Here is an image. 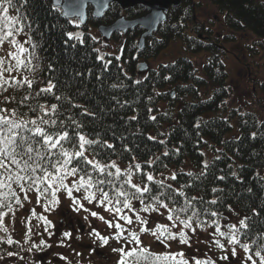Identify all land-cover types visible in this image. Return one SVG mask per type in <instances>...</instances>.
Returning a JSON list of instances; mask_svg holds the SVG:
<instances>
[{
    "label": "trees",
    "instance_id": "trees-1",
    "mask_svg": "<svg viewBox=\"0 0 264 264\" xmlns=\"http://www.w3.org/2000/svg\"><path fill=\"white\" fill-rule=\"evenodd\" d=\"M206 1L222 21L219 33L196 19L200 5L195 0H181L177 7L169 9L165 21L145 40L142 50L137 49L140 32H129L122 38L113 37L114 42L120 43L118 54H114L101 52L87 25L80 26L62 18L51 0H12L15 7H9L8 15L18 17V23L12 27L13 35L0 43V116L17 121L36 119L39 124L38 117L44 116L41 106H44L48 111L44 118L57 120L56 128H49L50 131L66 129L72 135L75 130L89 140L98 141L85 146L88 149L85 155L90 159L95 155L101 163L115 161L125 169L139 163L141 171L133 168V182L148 183L152 195L164 193L160 200L169 207L184 205L186 197H198L187 213V216L198 213L192 220V228L217 223L225 215L238 217L235 226L239 229L240 243L228 248H240L248 264L253 261L261 264L256 252L264 256V79L257 76L256 59H264V0ZM119 14V8L113 5L100 23L111 24ZM88 16L89 25H93L95 20ZM7 31L0 20V36ZM69 33L73 38L69 39ZM77 34L79 39L75 38ZM239 35L251 39L242 46L243 57H236L245 68L250 87L243 97L239 96L241 104H235L229 84L227 46H236ZM16 37L22 44L10 42ZM174 43L180 44L177 55L163 53ZM8 46L14 49L11 53ZM14 56L19 57V65ZM197 59H202L199 67ZM140 61L149 64L143 74L136 70ZM26 80L32 82L31 87ZM50 83L55 85L52 91H42ZM53 104L57 105L55 114L50 110ZM24 135L29 134L24 132ZM65 147L75 150L71 144ZM12 168L15 170V166ZM88 170L91 171L90 166ZM109 170L115 172V169ZM202 172L205 174L201 175ZM146 173L171 185V189L147 182ZM79 175L83 173L77 174V180ZM97 175L93 173L94 177ZM110 179L119 188L126 176ZM123 187L134 191L128 185ZM11 188L20 202L5 195L8 188L0 187V232H5L6 211L28 200L27 193L39 195L35 187L21 191L12 183ZM213 188L217 191L213 192ZM104 189L110 196L115 195L112 185H105ZM180 191L185 196H180ZM170 196L175 203L167 198ZM51 198L50 192L41 196L44 203ZM212 200L216 203H210ZM131 203L134 211L130 215L135 219L136 212L144 213L140 211L144 205L136 199ZM144 203L155 202L146 194ZM128 212L124 209V214ZM213 212L217 215H211ZM185 218L181 214V219ZM242 219L247 228L240 226ZM84 227L89 230L88 225ZM55 231L60 237V229ZM57 237L55 243L63 244L57 242ZM224 238L228 241V234ZM9 241L0 236V260L10 253L21 256L35 251V245ZM241 244H247L249 250L246 252ZM46 245L41 244L38 250H44ZM228 258L230 264L240 263L232 255ZM150 260L151 257L149 261L142 260L141 264H150Z\"/></svg>",
    "mask_w": 264,
    "mask_h": 264
},
{
    "label": "snow or ice",
    "instance_id": "snow-or-ice-1",
    "mask_svg": "<svg viewBox=\"0 0 264 264\" xmlns=\"http://www.w3.org/2000/svg\"><path fill=\"white\" fill-rule=\"evenodd\" d=\"M9 7H15L12 3V0H0V20L4 22V27L8 29L4 35L0 36V43L8 39L13 35L12 27L14 24L18 23V17H12L8 15ZM72 8V5H69ZM17 11H19L17 9ZM65 14H69L65 12ZM72 15L82 17L83 12L80 10H73ZM22 30V29H20ZM69 39L73 38V34H68ZM76 39H79L77 34ZM11 43L15 44L16 41L12 40ZM20 51L23 52L24 49L21 46ZM17 60V64L21 63L18 56H14ZM103 59V57H100ZM118 59V57H117ZM110 63V62H109ZM29 87H31V81L26 80ZM139 83V81H137ZM55 85L51 83L45 89H42L44 92H51ZM60 99V97H56ZM51 112L53 114L57 111V105H51ZM41 111L44 112V116L48 115V111L44 109V106H41ZM44 116L38 117L39 124L36 119L30 121H17L15 119H8L6 117L0 116V169H3L4 172L0 173V187L8 188V193L5 195L12 196L16 198V202L19 203V198L16 196V193L12 190V183L17 184L21 191H30L35 187L38 194L43 195L44 193H49L52 197L51 204L55 205L58 203L56 198V193L60 189H64L67 192L69 198L73 199V203L83 207L78 200L73 198V190L79 192L83 189L86 192V195L83 196L84 200H87L89 203L97 201L98 206L104 207L105 211L110 213H115L120 220L125 221L127 224H132L133 219L131 216L124 214V209L129 211H134L131 201L136 199L140 202L141 205H144L140 211L149 212V211H158V207H163L168 209L169 220H176L181 223L184 228H192V220L194 217L198 216L197 212H193L191 216H187L189 208L192 207V201L199 199L198 197H191V199L185 198V204L179 207H169L167 203H164L160 200V196L164 193H159L158 195H152V188L149 187L148 183H134L133 182V168L136 172L141 171V165L136 163L131 165L128 169L124 170L122 173L121 169L117 166L115 161H112L110 164L101 163L100 160L95 158V155L90 159L85 155V152L88 150L85 146H91L93 144L99 143L98 141L89 140L85 135L80 134L73 130V134L70 135L69 131L64 129L60 131H50L49 128L55 129L57 125V120L55 119H45ZM71 119V117H69ZM135 119V117H132ZM155 119V117H152ZM75 123V121H73ZM63 124V121H61ZM32 125V127H29ZM42 125H47L48 128L42 127ZM77 128L80 127L79 124L76 125ZM19 130V131H18ZM24 132H27L29 135H24ZM150 139H152L150 137ZM65 144H71L75 149L70 151L65 147ZM107 147L111 148V144H107ZM53 150H56L55 152ZM167 153H165L166 155ZM96 155H99L97 153ZM53 156L56 157L53 160ZM26 157V159H25ZM135 159V158H134ZM75 162V163H74ZM149 164L152 162L149 161ZM12 166H15L13 170ZM89 166L91 171H89ZM208 165L205 163V168ZM51 169V170H50ZM109 169H115L113 173ZM83 173L79 175L78 180L74 181L72 185L65 183V180L68 177H75L78 173ZM37 173H40L39 175ZM93 173H97V176H93ZM125 175L126 179L123 181L121 187L116 188L111 177L119 179L121 175ZM205 173H201L204 175ZM189 176H193L192 173H188ZM146 181L151 182L158 186V188H168L171 189V185H165L162 180H156L151 173L145 174ZM199 177H194L198 179ZM171 179H176V176L173 175ZM219 179H224V177H219ZM25 184H27V189H25ZM41 185H44L41 188ZM105 185H112L115 191L114 196H110L108 191H105ZM123 185H128L130 189L134 191H128L123 187ZM95 189V191H93ZM175 191V190H173ZM213 192L217 189L213 188ZM97 193H99V198H97ZM153 200L154 204L145 205V197ZM180 196H185L183 191L178 193ZM168 199L173 200L175 203L174 197H167ZM210 203L215 204L216 200L210 201ZM46 210L48 207L46 206ZM78 210V209H77ZM181 214H185L186 218L181 219ZM91 215L98 217L101 220H104L103 216H99L97 212H91ZM211 215L216 216L217 213L213 212ZM41 219H45L41 217ZM135 219L141 224H147L148 221L143 219L136 214ZM45 222L47 223L46 219ZM199 224V221H197ZM109 227H114L116 231L115 239L119 240L125 238L123 233L125 231L123 225L120 223H112L111 221H105ZM240 226L242 228H247L248 225L245 223V220H240ZM231 230L228 234V243L230 244H239L238 239L239 229L235 225L230 226ZM141 231H149L147 228H142ZM194 232L195 229L192 228ZM217 233L220 236H225L224 232H221L219 227L216 229ZM97 238L103 240L104 244L108 243V238L100 236V233L93 230ZM152 234L160 240L161 243L168 247L167 241L179 239L181 244H189V236L186 232L181 230L179 233H172L164 225H157L156 229L152 231ZM66 237L70 236V233H64ZM129 236L131 239L129 243L135 242L137 245L140 244V239L137 233L130 232ZM11 243V241H9ZM217 247L223 248L224 245L216 241ZM241 247L247 252L249 250L247 244H241ZM114 252H119L120 260L118 264H141V261H149L151 257L150 264H188V261L184 259V253H162V254H153L149 253L146 248H131L125 250L124 247L114 248ZM233 255H235V248H233ZM11 255V253L9 254ZM257 256H260L261 264H264V256H261L260 252H256ZM222 259H227V257H222ZM249 260L252 259L251 256L248 257ZM195 264H213L211 260L201 261L195 260ZM252 264H256L255 261Z\"/></svg>",
    "mask_w": 264,
    "mask_h": 264
},
{
    "label": "rangeland",
    "instance_id": "rangeland-1",
    "mask_svg": "<svg viewBox=\"0 0 264 264\" xmlns=\"http://www.w3.org/2000/svg\"><path fill=\"white\" fill-rule=\"evenodd\" d=\"M195 1L200 5L196 19L199 22L204 23L207 27L211 26L214 32L219 33L222 30V21L215 9L206 0ZM91 32L93 37L98 41L101 52L106 51L118 54L120 43L112 40L104 41L98 36L95 30H92ZM238 40L239 43L236 46H227L229 53L227 64L230 70L229 84L233 89V98H235V100L233 99V103L235 104H241V98H239V96L241 95L243 97L250 87L245 68L236 61V57L237 55L243 57L244 51L242 46L248 43L251 39L249 36L239 35ZM15 41L22 44L20 38L16 37ZM179 47V43H174L171 47H168V49L165 50V53L171 57L175 56L177 55L176 52ZM8 48V53H11V50H14L12 47L8 46ZM16 50H18V47ZM173 58H171V60ZM201 62L202 59L196 60L197 67L200 66ZM256 63L258 67L257 76L259 79H264V59L257 58ZM117 166L122 172L126 170L120 165ZM76 180V176L68 177L65 180V183L71 186ZM84 195H86V192L83 189L79 192L73 190V198L83 205V207H79V205L73 203L72 198L67 196V192L64 189L58 191V194L56 195L58 203L55 205L50 203L52 198L44 203V199H41L42 195L39 194L36 196L27 193L26 196L28 197V200L26 199L25 202L23 201L22 206L10 210L5 214L3 226L5 229H8V234H5L4 237L8 241L9 239L11 241L18 240L22 245L26 243L28 246H38L37 249L35 248V251H33L37 253H25L21 256L19 253H12L7 256V260L9 262H16L17 264H20V261L24 262V264H40L37 262V255L40 256L42 251H51L53 256L48 260L47 264H117L120 260L121 254L119 252H114V248L124 247L125 250H128L138 247L146 248L149 252L155 254H175L183 252L184 259L187 258L192 263H195V260H211L213 264H230V258H228V256L232 255L234 258L239 259V264H248L243 251L240 248H237L235 249V255H233V249L230 250L228 248L231 244H227L228 241L224 236H220L216 231L217 227H219L221 232L229 234L231 230L230 226L237 224L238 221V217H235L234 215H225L224 218L217 223H212L205 227L194 228V232L192 231V228H184V226L175 219L169 220L168 211L163 209L144 212L142 215L139 214L141 218L148 221L147 224H141L136 219H133V223L129 225L125 222L123 223L115 213L105 211L104 207L98 206L97 201L89 203L87 200H84ZM46 206L48 207L50 214L47 213ZM66 212H69L72 217ZM91 212H97L99 216L104 217V220L92 216ZM127 214L131 216L130 211ZM136 214L138 213L136 212ZM41 217H48V219L45 218L47 223L45 222V219H41ZM70 218L75 222V231L66 229L65 225ZM240 218L241 216L239 215V219ZM60 219L63 220V225L59 223ZM105 221L121 223L125 229L123 233L125 238L119 240L115 239L114 237L117 230L114 227H109ZM48 223L50 225L49 227H46V224L48 225ZM80 224L88 225L89 230H80ZM157 225L166 226L172 233H179L183 230L190 238L189 244H181L177 238L176 240L167 241L169 246L165 247V245L152 234V230ZM58 228L62 233L67 232L71 234L68 237H63L62 234L60 235L59 239H57V242H63V245L60 246L55 243L56 238L54 237V230ZM142 228H147L149 231H141ZM94 229L100 233V236L108 238L107 244H104L103 240L96 237L93 232ZM130 232L138 234L140 239L139 245L135 242L129 243V240L131 239L129 236ZM145 232L147 233L146 236ZM55 236L57 237V235ZM217 240L224 245L223 248L217 247ZM41 244H47V248L44 250H38ZM87 245L94 246L95 249L98 252L103 253L106 258L98 261L94 254L95 251L87 250L85 248ZM48 254H50V252H48ZM31 255H35L37 259L31 258ZM222 257H227V259H222ZM5 260L6 259H3L2 261ZM2 261L0 260V264H2Z\"/></svg>",
    "mask_w": 264,
    "mask_h": 264
},
{
    "label": "water",
    "instance_id": "water-1",
    "mask_svg": "<svg viewBox=\"0 0 264 264\" xmlns=\"http://www.w3.org/2000/svg\"><path fill=\"white\" fill-rule=\"evenodd\" d=\"M180 1L181 0H51L52 5L60 9L62 18L66 20L77 19L80 24H84L86 21L87 6H91L92 16L96 19H100L112 3H117L122 10L129 9L138 4L142 5L147 13L140 18L126 20L124 17H121L110 25L100 24L97 27L99 35L105 40H110L116 33H125L135 28L143 29L144 32L140 36L137 45L139 50L142 48L144 40L156 32L160 24L165 20V14L168 9L171 6L177 7ZM69 5L73 7L70 8ZM73 10L82 11L83 16L79 17L72 15L71 12ZM65 12L69 14L66 15ZM146 68L147 66L144 63H140L136 66L138 72H144Z\"/></svg>",
    "mask_w": 264,
    "mask_h": 264
},
{
    "label": "flooded vegetation",
    "instance_id": "flooded-vegetation-1",
    "mask_svg": "<svg viewBox=\"0 0 264 264\" xmlns=\"http://www.w3.org/2000/svg\"><path fill=\"white\" fill-rule=\"evenodd\" d=\"M117 6L118 8H119V17H117L114 21H116L118 18H120V17H124L126 20H133V19H137V18H140V17H142V16H144L145 14H146V10H145V8L142 6V5H140V4H138V5H135V6H133V7H131V8H129V9H126V10H122L121 8H120V6L117 4V3H112V4H110L109 5V8L111 7V6ZM109 8H108V10H109ZM107 10V11H108ZM132 10V11H131ZM107 11L104 13V15H103V17L105 16V14L107 13ZM133 12V14H131ZM88 14H90V16L92 17V19H94L95 20V22H94V24L93 25H89V23H88V18H89V16H88ZM103 17L102 18H100V19H96V18H94L93 16H92V8H91V6H87V8H86V21H85V23H84V25H87V29L90 31V30H97V27L101 24V25H105V24H103V23H100L101 22V20L103 19ZM113 21V22H114ZM112 22V23H113ZM111 23V24H112ZM108 25H110V24H108ZM129 32H140V35H141V33L143 32V30L142 29H140V28H137V29H134V30H132V31H126L125 33H117V37L118 38H122V37H124V36H126ZM90 33H92V32H90ZM113 37H115V36H113ZM69 224L71 225L72 224V222L70 221L69 222ZM72 226V225H71ZM68 230H72V231H74L73 229H68ZM48 252H50V254H48ZM53 255L51 254V251H47V252H45V251H42L41 253H40V256H38L37 255V257H38V259H39V261H41L43 264H47V262H48V260L52 257ZM32 258H34V259H37L35 256H33Z\"/></svg>",
    "mask_w": 264,
    "mask_h": 264
}]
</instances>
